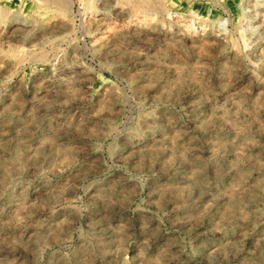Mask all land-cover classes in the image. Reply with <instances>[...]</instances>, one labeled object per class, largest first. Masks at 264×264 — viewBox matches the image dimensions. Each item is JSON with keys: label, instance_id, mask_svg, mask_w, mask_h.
<instances>
[{"label": "rangeland", "instance_id": "obj_1", "mask_svg": "<svg viewBox=\"0 0 264 264\" xmlns=\"http://www.w3.org/2000/svg\"><path fill=\"white\" fill-rule=\"evenodd\" d=\"M0 264H264V0H0Z\"/></svg>", "mask_w": 264, "mask_h": 264}]
</instances>
